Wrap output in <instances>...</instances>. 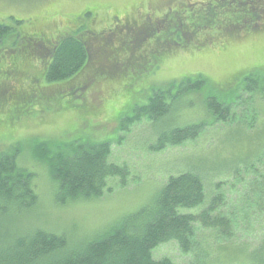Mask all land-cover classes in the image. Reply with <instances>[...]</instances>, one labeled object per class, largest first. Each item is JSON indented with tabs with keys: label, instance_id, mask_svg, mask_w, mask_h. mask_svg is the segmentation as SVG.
Here are the masks:
<instances>
[{
	"label": "rangeland",
	"instance_id": "1",
	"mask_svg": "<svg viewBox=\"0 0 264 264\" xmlns=\"http://www.w3.org/2000/svg\"><path fill=\"white\" fill-rule=\"evenodd\" d=\"M226 1L0 0V25L11 30L0 40V152L20 146L19 164L35 175L39 204L31 222L66 235L71 244L92 241L151 203L170 176L194 168L203 178L207 203L223 194L225 209L237 215L229 239L199 230L201 259L206 264H255L249 256L264 250V211L238 205L243 187L230 164L255 154L262 144L264 101L255 97L250 126L216 124L198 140L158 153L150 150L156 143L146 120L121 129L123 118L173 81L202 75L227 95L246 76L264 73L263 3L222 5ZM209 11L206 22L201 15ZM74 32L90 49L87 65L72 79L48 83L51 52ZM200 100L193 97L189 106L180 107L175 122L211 119ZM79 139L110 141V162L126 166L130 176L126 185L110 181L111 192L99 199L58 206L56 184L47 166L33 158L32 147ZM153 257L176 264L194 258L176 242L160 245Z\"/></svg>",
	"mask_w": 264,
	"mask_h": 264
},
{
	"label": "trees",
	"instance_id": "2",
	"mask_svg": "<svg viewBox=\"0 0 264 264\" xmlns=\"http://www.w3.org/2000/svg\"><path fill=\"white\" fill-rule=\"evenodd\" d=\"M208 15L210 11L201 18L207 22ZM10 34L9 28L0 25V40ZM89 58L87 42L76 32L67 34L51 52L46 81L58 83L72 79L85 68ZM196 96L201 98L203 110L211 119L177 124L175 114L189 106ZM255 97L264 101V73L246 76L227 95L221 94L206 77L189 76L154 91L146 105L134 108L132 116L123 118L121 129L146 120L156 143L150 150L158 153L194 142L216 124L250 126L257 108ZM22 153L20 146L0 152V264H176L170 258L153 257L156 248L169 242H176L182 253L194 256L186 264H206L201 259L204 250L201 251L199 230L214 231L220 238L229 239L235 228L237 215L231 212L234 209L227 212L223 194L207 203L203 178L194 168H189L170 176L151 203L124 216L94 240L71 244L66 235L31 222L39 195L35 190V175L19 164ZM31 153L36 161L47 166L57 187L58 206L99 199L111 192L110 181L119 179L126 185L130 176L126 166L110 162V141L92 143L79 139L59 145L38 142ZM230 165L243 187L238 205L263 212L264 139L255 154ZM236 168L249 179L244 180ZM203 207L204 210L197 211ZM261 250L249 256L255 264H264L263 247Z\"/></svg>",
	"mask_w": 264,
	"mask_h": 264
},
{
	"label": "flooded vegetation",
	"instance_id": "3",
	"mask_svg": "<svg viewBox=\"0 0 264 264\" xmlns=\"http://www.w3.org/2000/svg\"><path fill=\"white\" fill-rule=\"evenodd\" d=\"M211 1L213 2V0H210V2H211ZM219 1H221V0H218V2H219ZM212 2H211V4L215 3V2H213V3H212ZM227 2L230 3V2H232V0H227L226 3L224 2V3H222V5H223V4H227ZM259 2H262L263 5H264V0H260ZM244 3H245V2H244ZM262 13L264 14V9L262 10ZM261 17H262V16L260 15V18H261ZM116 27H117V26H116ZM116 27H115V29L119 30V29L116 28Z\"/></svg>",
	"mask_w": 264,
	"mask_h": 264
}]
</instances>
